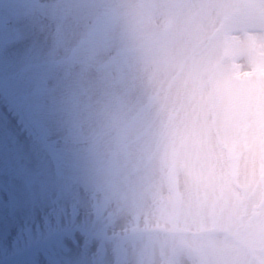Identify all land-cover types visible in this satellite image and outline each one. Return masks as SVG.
Returning a JSON list of instances; mask_svg holds the SVG:
<instances>
[{
	"label": "clouds",
	"instance_id": "9594fccd",
	"mask_svg": "<svg viewBox=\"0 0 264 264\" xmlns=\"http://www.w3.org/2000/svg\"><path fill=\"white\" fill-rule=\"evenodd\" d=\"M51 7L50 102L87 197L77 264H264V3Z\"/></svg>",
	"mask_w": 264,
	"mask_h": 264
},
{
	"label": "rangeland",
	"instance_id": "374dc122",
	"mask_svg": "<svg viewBox=\"0 0 264 264\" xmlns=\"http://www.w3.org/2000/svg\"><path fill=\"white\" fill-rule=\"evenodd\" d=\"M54 2L0 0V255L13 258L8 264H28L29 255V264H77L87 247L85 233L76 229L86 230L88 223L78 155L50 102L65 31ZM202 2L173 0L177 12L189 19ZM250 40L256 55L264 56L259 32ZM73 228L85 236L58 237ZM41 238V251L33 253ZM50 250L51 261L44 263L39 255Z\"/></svg>",
	"mask_w": 264,
	"mask_h": 264
}]
</instances>
